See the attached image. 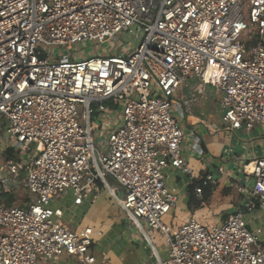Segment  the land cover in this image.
I'll return each mask as SVG.
<instances>
[{
  "label": "built area",
  "instance_id": "obj_1",
  "mask_svg": "<svg viewBox=\"0 0 264 264\" xmlns=\"http://www.w3.org/2000/svg\"><path fill=\"white\" fill-rule=\"evenodd\" d=\"M93 45L101 56H72ZM191 80L218 94L214 133L257 131L249 146L264 143V0H0V133L18 155L0 162V264L63 256L95 264L101 233L71 228L74 217L64 216L97 184L142 237L152 264H264V226L251 230L244 218L264 210V150L234 156L230 175L227 159L218 167L243 196L222 221L205 225L191 215L178 226L162 223L178 202L164 170L195 178L185 141L195 148L199 138L176 113L197 99L174 98ZM198 178L195 196L219 183L208 172ZM20 186L28 203L6 206ZM69 193L70 206L51 208Z\"/></svg>",
  "mask_w": 264,
  "mask_h": 264
},
{
  "label": "crops",
  "instance_id": "obj_2",
  "mask_svg": "<svg viewBox=\"0 0 264 264\" xmlns=\"http://www.w3.org/2000/svg\"><path fill=\"white\" fill-rule=\"evenodd\" d=\"M202 97L203 95L199 98ZM199 98L196 97L197 100L192 101L187 107L182 106L181 113H176L179 118V122L185 131L193 129L196 131V135L199 138V146L195 145V148L191 145L190 139H186L185 141L184 154L186 155L187 164L192 169L195 178L190 179L187 174L180 170L172 168L164 170L167 186L172 189H176L178 198L181 197L182 202L185 204L184 207L186 208L187 214L184 220L192 215H189V210L187 208L188 189L192 187L193 183L199 181L198 177L205 175L207 172L214 174L219 180L218 186L215 187V190H213L211 195L212 204L214 206L215 204H218L215 208H217L219 212H225L226 214L231 213L233 208H238L241 205L243 196L237 193H231V189L226 185V180L224 179L225 176H220L217 169L218 167L224 166L223 160L227 159L225 172L227 175H230L237 170L232 160L234 156L237 155L243 158H250L251 156H260L264 150V143H260V141H255V145L250 144L249 146V138L256 137L257 131H255L256 136H254L253 133L247 134L244 131H238L236 135H233L230 138L227 137L223 131L214 133V129H219L221 126H218L217 123L213 121L212 114L205 119L198 113L192 112V104L198 103ZM209 129L211 130L209 131ZM198 149L204 152L203 157L198 155ZM229 149H232V152H230L229 155H226V151ZM85 204L86 202L82 206L74 207L79 213H81L79 217L80 222L77 225V228L88 226L91 227L95 233H101L99 236H94V244L91 249V254L96 260L95 264H152L149 261L148 255L146 256L147 247L139 233L136 231L134 232L130 226L126 229L121 228V235L117 233L116 229H113V225L116 221L121 222L118 216H114L112 219L114 212L113 207H109L107 205L105 209H103V205H101L100 207L94 209L90 214L92 206L89 205L85 208ZM86 213H88L87 216ZM89 214L91 216H89ZM244 218L247 219V221H245L247 222L248 228L251 230L260 228L257 227L258 223L264 226V210L261 208H257L253 212L245 214ZM123 222L128 225L126 218L121 222V224H123ZM96 228L99 230H96ZM113 231L114 233H112ZM110 233H112L111 237L107 238ZM152 235H154L155 238H158L156 243H161L160 236L157 233H153ZM132 246H135L137 249H135V253L128 257L127 261L125 260L127 259L126 256L120 258L117 255L121 249H129ZM39 264L78 263L74 258L63 256L53 263L41 261Z\"/></svg>",
  "mask_w": 264,
  "mask_h": 264
},
{
  "label": "rangeland",
  "instance_id": "obj_3",
  "mask_svg": "<svg viewBox=\"0 0 264 264\" xmlns=\"http://www.w3.org/2000/svg\"><path fill=\"white\" fill-rule=\"evenodd\" d=\"M121 44H130L131 43V39L130 38H121ZM102 47L99 46H85V48H76L75 52L73 53L72 56L74 57H78V58H85L86 56L93 54L97 56H101L102 51ZM122 50V49H121ZM188 87H192V88H196L193 92H190ZM190 93H192V97L194 98H199L203 95L202 98H199L198 103H194L192 104V112L193 113H198L201 117L203 118H208L209 115L212 114L213 116V121L215 123H217L218 126H221V121H222V113L220 112V108L218 106V94L216 93L215 89L212 86H202V85H198L195 81H188L186 83H183L181 88L178 90V92L175 95V100L177 103H180L181 105L183 104V101L186 99H189V97H191ZM254 134V136H256V132L253 131L252 132ZM2 135L3 132L1 131L0 133V162L4 161V160H12V159H16L17 158V154H15L12 150V153L7 154L8 151H10L11 149H8L5 145L4 142L2 141ZM227 137L228 135L225 134ZM234 139V138H233ZM240 178L243 179L246 183V180L244 179L243 175H240ZM99 184H97L96 186H98ZM251 187V185H250ZM22 187H18V189L16 190V192L14 194H11L12 196H14V202H12V206L15 207H24L27 203H28V199L27 196H30L27 190H22ZM99 188V189H98ZM96 187V189L92 190V195L87 199L86 204H85V208H87L89 205L92 206V210L90 212V214L93 212L94 209L100 207L101 205H103V209H105V207L108 205L109 207H113V215H112V219L114 216H118L120 218V221H124L125 220V216L124 213L120 210V208L117 206V204L110 199V197L108 196V193L105 189H103L102 187ZM224 191V190H222ZM231 193H236L234 190H230ZM197 199L201 200L202 199V195L201 196H196ZM178 202L176 204L175 207V211H171L168 215H166L163 219H162V223L168 226H178L180 225L183 221L184 218L187 214L186 208L184 207V203L181 200V197L178 198ZM6 201V199H4V202ZM72 203V196L69 193L64 200L58 201L57 203H55L54 205L51 206V208H65L66 206H70ZM218 204H215V206L217 207ZM215 206L212 204L211 202V198L210 201L204 203L202 205V207L200 208H194L193 210H189V215H193L197 218H199L201 221H203L205 223V225H208L209 222L212 223L214 221H222L226 215L225 212H219L217 210V208H215ZM98 211V210H97ZM85 213V212H84ZM89 214V216H91ZM81 213H79L77 211L76 208H72L70 212H66L65 216H64V221L68 222L69 219L71 217H74L72 219V222L70 223L71 228H77V225L79 224ZM88 215V213H86V216ZM76 216V217H75ZM83 217V215H82ZM247 217V216H246ZM85 218V217H84ZM245 220L247 221V219L245 218ZM121 222L116 221L115 224L113 225V229L117 230V233H119L121 235L122 233V229H126L128 228L129 225L125 224L123 222V224H121ZM100 226V225H97ZM257 227H262V225L260 223L257 224ZM98 228V227H97ZM96 230H99L97 229ZM122 228V229H121ZM129 230V229H128ZM130 232V230H129ZM132 232V231H131ZM135 232V231H134ZM137 232V231H136ZM114 233V231L112 232ZM112 233H110L107 238H110ZM130 234V233H129ZM261 239H264V234L261 236ZM152 240L153 242H157L158 238H155L154 235H152ZM157 247H158V251L160 252L161 255H163V249L164 246L162 243H157ZM135 249H137L135 246L130 247L129 249H121L117 255L121 258L126 256L127 259H125L126 261L128 260V257L130 255H132L133 253H135ZM147 250V249H146ZM149 255V252L147 250L146 256Z\"/></svg>",
  "mask_w": 264,
  "mask_h": 264
},
{
  "label": "trees",
  "instance_id": "obj_4",
  "mask_svg": "<svg viewBox=\"0 0 264 264\" xmlns=\"http://www.w3.org/2000/svg\"><path fill=\"white\" fill-rule=\"evenodd\" d=\"M10 153H12V150L7 152V154H10ZM200 184H201V182L197 181V182L193 183L191 188L188 189L187 208L190 211L193 210L194 208H200V207H202V205L204 203L208 202L211 198L213 190H215V187H216V186H212V185L202 187V199L199 200V199H197V197L194 194V188H195V186L200 185ZM98 187H101V186L98 185L97 188ZM14 199H15L14 196L6 195V201H5L6 206H12V202H14Z\"/></svg>",
  "mask_w": 264,
  "mask_h": 264
}]
</instances>
